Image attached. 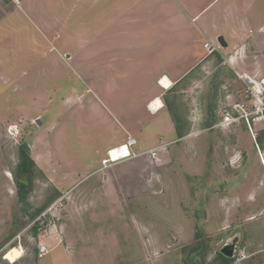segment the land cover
Listing matches in <instances>:
<instances>
[{"label":"rangeland","instance_id":"obj_1","mask_svg":"<svg viewBox=\"0 0 264 264\" xmlns=\"http://www.w3.org/2000/svg\"><path fill=\"white\" fill-rule=\"evenodd\" d=\"M48 1L0 0V264H221L235 238L229 264H264V92L251 81L264 78V32L179 90L186 136L152 125L136 155L105 164L129 137L106 145L114 133L90 118L75 42ZM25 143L32 171L17 168Z\"/></svg>","mask_w":264,"mask_h":264},{"label":"crops","instance_id":"obj_2","mask_svg":"<svg viewBox=\"0 0 264 264\" xmlns=\"http://www.w3.org/2000/svg\"><path fill=\"white\" fill-rule=\"evenodd\" d=\"M107 1L47 3L49 10L58 8L60 30L75 42L81 64L77 68L91 90L90 118L101 126L108 124L105 132L114 133L106 145L138 138L152 125L160 131L166 128L174 137L186 136L191 128L177 124L184 122L175 103L179 90L184 91L188 80H196L195 74L215 53L224 56L223 49L257 41L264 32L254 0H110L101 5ZM77 9L81 13L73 31L70 22ZM220 36L227 42L222 49L217 46ZM207 42L216 47L211 54ZM237 59L232 56L227 62L235 66ZM258 71L264 73V65ZM159 120L163 123L155 124Z\"/></svg>","mask_w":264,"mask_h":264},{"label":"built area","instance_id":"obj_3","mask_svg":"<svg viewBox=\"0 0 264 264\" xmlns=\"http://www.w3.org/2000/svg\"><path fill=\"white\" fill-rule=\"evenodd\" d=\"M205 48L207 49V51H208L209 54L213 53V52L215 51V49H216V47L213 46V44H211V43H209V42L205 43ZM162 79H164V77H163ZM162 79H161V80H162ZM251 81H252V80H251ZM263 82H264V78H262V79H261V82H260V84H261V88H257V87H256V88L259 90V93H263V92H264V84H263ZM170 84H171V83H170ZM261 102H262V101H261ZM229 118H230V114L227 113V115L225 116V120H229ZM137 142H138V141H137L136 138L129 137L124 143L118 145V146H121V147H124V146H125V147L128 149V155H126V156H124V157H121L119 160H113L112 157H111V155H110L111 150H108V151H107V158L104 159V163H105V164H108V163H115V162H117V161H120L121 159H124V158L130 157V156H132V155H136V154L134 153L133 148H134V146L137 144ZM118 146H116V147L118 148ZM158 150H159V149H158ZM149 152L151 153V155H152L156 160H159L157 150H153V149H152V150H150ZM48 253H49V248H48V246H47L45 243L40 244V246H39V253H38L39 257H40V258H43V257L46 256ZM240 254H241L242 257L244 256V252H243V251H240Z\"/></svg>","mask_w":264,"mask_h":264},{"label":"trees","instance_id":"obj_4","mask_svg":"<svg viewBox=\"0 0 264 264\" xmlns=\"http://www.w3.org/2000/svg\"><path fill=\"white\" fill-rule=\"evenodd\" d=\"M263 141H264V131L262 133H260L258 136V145L263 146ZM21 149H22L21 161L18 163L17 168L19 170L23 169L24 171H26V170L30 169V171H32L33 169H35V163H34L33 159H31L29 151L27 150V148L23 144L21 145ZM18 185L25 186L23 183H20L19 181H18ZM20 194H21V197L23 199V197L25 196L24 192L20 191ZM199 237H200V234L197 233V238H199ZM218 257L222 258L221 264H229L233 260V258L226 257L222 253H219Z\"/></svg>","mask_w":264,"mask_h":264},{"label":"water","instance_id":"obj_5","mask_svg":"<svg viewBox=\"0 0 264 264\" xmlns=\"http://www.w3.org/2000/svg\"><path fill=\"white\" fill-rule=\"evenodd\" d=\"M218 42L223 47H227V42L223 38V36L218 37ZM27 149H30V146L25 143L24 144ZM238 238H235L231 243H226L221 249L220 252L225 255L226 257L233 258L236 252Z\"/></svg>","mask_w":264,"mask_h":264},{"label":"bare ground","instance_id":"obj_6","mask_svg":"<svg viewBox=\"0 0 264 264\" xmlns=\"http://www.w3.org/2000/svg\"><path fill=\"white\" fill-rule=\"evenodd\" d=\"M251 80L257 88H261L260 82L253 80V79H251ZM263 84H264V82H263ZM109 150H111L110 155H111L113 160H119L121 157L128 155V149L125 146L124 147L118 146V148L115 146Z\"/></svg>","mask_w":264,"mask_h":264}]
</instances>
